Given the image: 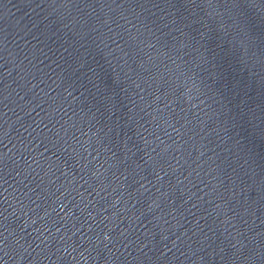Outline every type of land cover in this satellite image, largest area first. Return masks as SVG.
Returning <instances> with one entry per match:
<instances>
[{"label": "water", "instance_id": "1", "mask_svg": "<svg viewBox=\"0 0 264 264\" xmlns=\"http://www.w3.org/2000/svg\"><path fill=\"white\" fill-rule=\"evenodd\" d=\"M248 11L0 0V264H264Z\"/></svg>", "mask_w": 264, "mask_h": 264}, {"label": "snow or ice", "instance_id": "2", "mask_svg": "<svg viewBox=\"0 0 264 264\" xmlns=\"http://www.w3.org/2000/svg\"><path fill=\"white\" fill-rule=\"evenodd\" d=\"M250 4L264 5V0H225V5L231 7L235 19L239 21L240 25H244L245 28L255 22L251 19V12L248 11Z\"/></svg>", "mask_w": 264, "mask_h": 264}]
</instances>
